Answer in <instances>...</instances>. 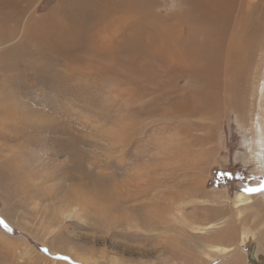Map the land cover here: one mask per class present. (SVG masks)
<instances>
[{"label": "rangeland", "instance_id": "1", "mask_svg": "<svg viewBox=\"0 0 264 264\" xmlns=\"http://www.w3.org/2000/svg\"><path fill=\"white\" fill-rule=\"evenodd\" d=\"M63 1L0 0V264H264L262 230L247 236L263 192L247 189L264 184L241 158L247 123L224 102L215 117L165 119L167 82L175 100L191 87L142 41L162 42L178 1L153 0L137 23L112 1L111 20L104 1ZM101 14L134 33L99 47Z\"/></svg>", "mask_w": 264, "mask_h": 264}, {"label": "bare ground", "instance_id": "2", "mask_svg": "<svg viewBox=\"0 0 264 264\" xmlns=\"http://www.w3.org/2000/svg\"><path fill=\"white\" fill-rule=\"evenodd\" d=\"M101 1L105 2L104 4H101L103 6V9L104 5L107 2H109L108 6H110L111 1L115 3L116 9H120L124 6H127L128 8L130 7V9L125 14L126 16H124L134 23L140 22V19L143 18L145 19V22H148L151 17H155L154 11L151 9L154 6L153 0ZM177 1L178 3H173L171 7L166 10L165 20L162 19L165 24L164 37H162L163 33L160 30V38L162 37V42H156V46L155 43L152 46L156 47L157 50L153 51L152 47L147 45V36L149 34H147V36L142 41L143 51L151 49V51L162 61L161 67L164 72V76L167 78V80H169V82L170 80H176L177 82H179L183 78L191 87V90L187 88L188 91L186 94V99H181L183 96H180V99H178V97L176 98L178 100H175L172 96L173 91H171L172 84L167 82L166 90H164L166 92V101L168 102H165V104L167 103L168 105V108L166 109L165 119H167L168 121L177 120L176 122L180 123L182 119L188 120L195 117H215L219 114L218 112L220 104L223 102L228 103V105L230 106L229 108L234 112V114H236L237 121L247 123V125L240 124L241 130L244 134V150L242 152L243 154L241 158L244 162L249 164L256 175H258L257 177H262L264 179V82L262 84H259V77L262 66L264 64V0H245V3L243 5L241 3L242 0ZM67 2L70 4L71 1ZM86 2L88 3V0H86ZM61 3L66 4V0ZM113 4L111 3V5ZM70 8H72V5L69 6V9ZM97 8L95 7L91 10H88L89 13L84 14V16L87 15V17L89 18L88 15H91V17L97 15L99 13V9ZM73 9L72 11L70 10V12L66 10L68 14H66V16L63 14L64 17H69L70 20V18H72L71 16H74L75 13ZM103 9L101 7L100 11H102ZM107 9H104V11L108 16V19H110L111 15L113 14L119 13V16H122L124 14L122 8L121 12L123 13L117 12L118 10L116 11L117 13H115V11L112 12V9L114 8H111L109 11H107ZM104 15L102 16L103 20L99 19L102 22L108 20L106 19V17H104ZM116 16L117 15H115V17ZM81 17L82 16H80V18ZM105 23L107 24V22ZM67 29H65V31ZM105 29L106 30L103 31V39L99 36V38H101V44H99V47L103 45L104 48L107 47L110 43V37H114L117 33L121 34L122 32V34L125 33L128 35L134 33L132 31V27L131 30L124 28V19H122V21L119 22L118 25H105ZM121 29L124 30L120 32ZM95 33L97 32L95 31ZM99 33L101 32L99 31ZM66 38L68 39L69 37ZM94 39L96 40L95 37ZM71 41L72 42L70 45H75V39L73 40L72 38ZM133 42L136 46V50L134 51H137L139 43L138 41L135 42L134 39ZM134 45L133 48H135ZM58 47H60V45ZM63 49L62 51H64ZM65 49L67 50V47ZM17 61H19V59H17ZM190 81L196 84L195 90L194 87L191 86ZM142 90L147 91L146 88H143ZM143 96L144 94H141V96H139L138 98L142 99ZM254 107L256 108V115H254ZM194 127L196 129L200 128V126L198 125H194ZM237 199L239 203L242 204L248 202L249 200H252L253 198L250 199V196L247 197L243 193H240L237 195ZM257 202H251L252 206H250L249 208L255 209V217H259V220L254 224L253 230H249V232H247V236L251 240L253 239V237H255L253 233L255 232L254 230H257L258 228V231L262 230V232L259 234L260 237L258 238L260 239L261 245L263 247L262 249H264V190L261 193V200L259 201V204ZM254 239L256 240V237ZM262 258H264V255L262 256Z\"/></svg>", "mask_w": 264, "mask_h": 264}, {"label": "snow or ice", "instance_id": "3", "mask_svg": "<svg viewBox=\"0 0 264 264\" xmlns=\"http://www.w3.org/2000/svg\"><path fill=\"white\" fill-rule=\"evenodd\" d=\"M261 190H264V184H262L259 189H247V191H261Z\"/></svg>", "mask_w": 264, "mask_h": 264}]
</instances>
